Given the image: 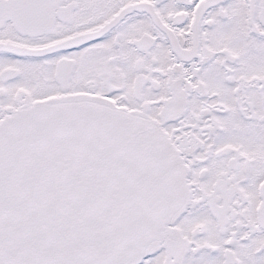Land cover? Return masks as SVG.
<instances>
[{
    "label": "snow or ice",
    "instance_id": "snow-or-ice-1",
    "mask_svg": "<svg viewBox=\"0 0 264 264\" xmlns=\"http://www.w3.org/2000/svg\"><path fill=\"white\" fill-rule=\"evenodd\" d=\"M0 264H264V0H0Z\"/></svg>",
    "mask_w": 264,
    "mask_h": 264
}]
</instances>
